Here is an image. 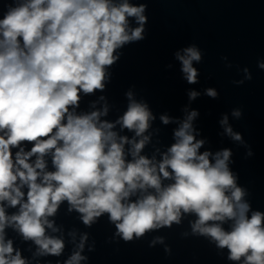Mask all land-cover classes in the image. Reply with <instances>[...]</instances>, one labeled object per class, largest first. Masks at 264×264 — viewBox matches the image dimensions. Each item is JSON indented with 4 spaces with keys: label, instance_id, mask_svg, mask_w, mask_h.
<instances>
[{
    "label": "clouds",
    "instance_id": "clouds-1",
    "mask_svg": "<svg viewBox=\"0 0 264 264\" xmlns=\"http://www.w3.org/2000/svg\"><path fill=\"white\" fill-rule=\"evenodd\" d=\"M0 6V264H29L6 229L36 246L34 259L60 257L65 240L49 230L61 231L54 217L65 203L88 228L106 214L114 236L124 242L180 226L194 214L192 235L226 248L227 259L236 264H264V211L252 210L245 199L248 189L238 186V174L229 166L231 149L200 151L206 141L197 139L200 132L193 124L198 110L185 106V117L173 130L175 142L159 160L142 154L156 116L131 90L125 93L127 110L115 121L101 119L109 113L103 95L100 108L96 101L95 110L77 112L82 94L103 93L111 82L109 69L123 55L117 50L146 39L147 3L0 0ZM203 56L195 43L175 52L187 84L199 83L193 62L202 63ZM257 67L264 70V60L258 59ZM238 71L243 78L233 84L252 80L248 67ZM203 95L219 98L215 88ZM187 96L192 102L201 92L190 89ZM231 115L241 119L243 111L234 108ZM159 119L164 125L177 122L168 114ZM218 123L224 135L247 149L246 157L254 155L243 134L233 130L228 113ZM125 129L133 135H121ZM68 235L76 250L62 264L86 261L82 253L89 233H81L78 243L74 231ZM157 242L164 238L155 237L150 246Z\"/></svg>",
    "mask_w": 264,
    "mask_h": 264
},
{
    "label": "water",
    "instance_id": "water-1",
    "mask_svg": "<svg viewBox=\"0 0 264 264\" xmlns=\"http://www.w3.org/2000/svg\"><path fill=\"white\" fill-rule=\"evenodd\" d=\"M119 2V0H118ZM133 4L147 3L145 15L146 39L126 45L120 60L109 71L111 82L106 84L103 93L82 94L78 113L91 112L93 102L103 95L109 107L106 119L115 121L127 110L128 99L125 93L133 92V98L144 101L156 116L148 132L151 142L145 146L142 154L160 159V153L167 151L174 142L173 130L183 120L185 106L189 110L199 111L193 122L199 130L197 139H205L201 152L213 153L228 148L233 155L230 169L238 174V186L246 187L249 195L245 197L252 210L264 211V70L257 67V60H264V0H130ZM3 8L0 6V18ZM130 27L137 24L129 18ZM197 44L204 53L202 63L193 62L200 72L199 83L187 84L181 77L180 63L175 59V52L191 44ZM227 57V62L222 57ZM232 67H226V63ZM172 65L169 69L166 66ZM248 67L252 80L243 85H235L234 80L243 78L238 71ZM215 88L218 99H211L203 92ZM201 92L195 101L189 102L187 92ZM105 101H99L95 107L100 108ZM241 108L243 116L236 119L231 110ZM222 113L229 114V123L235 132L243 134L254 155L246 157L247 149L239 142L224 135L218 121ZM161 114L176 118L177 122L164 125ZM119 126H117L118 130ZM158 130V131H157ZM121 135L131 137L126 129ZM147 134V133H146ZM30 147V145L28 146ZM159 149V151H157ZM49 170H52L49 161ZM67 203L62 204L54 217L56 226L61 231L50 235L63 236L65 249L60 257L47 256L33 258L35 245L31 241L23 242L18 233L6 229L14 247L22 251L29 259V264H61L73 251L75 245L70 243V231L76 233L79 242L81 233H89L82 255L88 257L80 264H236L227 259L228 250L218 249L210 238L194 236L189 221L194 214H187L180 226L163 228L146 233L139 240L124 242L114 236V226L108 222L105 214L99 223L91 228L85 227L76 212H67ZM10 211H15L11 209ZM51 219V218H50ZM227 229V225H225ZM187 233V235H184ZM155 237H163V243L150 242ZM92 248V251H89ZM169 249L170 251H166Z\"/></svg>",
    "mask_w": 264,
    "mask_h": 264
}]
</instances>
